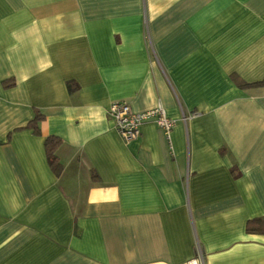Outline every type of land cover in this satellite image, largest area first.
Listing matches in <instances>:
<instances>
[{
    "label": "crops",
    "instance_id": "0c3cea01",
    "mask_svg": "<svg viewBox=\"0 0 264 264\" xmlns=\"http://www.w3.org/2000/svg\"><path fill=\"white\" fill-rule=\"evenodd\" d=\"M116 100L168 137L125 142ZM253 218L264 0H0V264H264Z\"/></svg>",
    "mask_w": 264,
    "mask_h": 264
},
{
    "label": "built area",
    "instance_id": "2783aa9c",
    "mask_svg": "<svg viewBox=\"0 0 264 264\" xmlns=\"http://www.w3.org/2000/svg\"><path fill=\"white\" fill-rule=\"evenodd\" d=\"M107 114L113 119L116 131L125 142L131 141L138 136L140 125L145 121H154L167 137L174 123V121L165 115L164 110L160 106L136 112L124 100L111 102L107 108ZM193 114L191 115L193 116ZM199 263L202 264L203 262L200 261ZM193 264L198 263L193 261Z\"/></svg>",
    "mask_w": 264,
    "mask_h": 264
},
{
    "label": "trees",
    "instance_id": "16d2710c",
    "mask_svg": "<svg viewBox=\"0 0 264 264\" xmlns=\"http://www.w3.org/2000/svg\"><path fill=\"white\" fill-rule=\"evenodd\" d=\"M12 80L3 81V85L11 86ZM69 90H73L74 87L71 82L67 83ZM41 119V115L36 113L35 116L26 124V127L32 128L34 132H38L37 123ZM61 139L56 135H48L44 139V148L47 157L49 167L56 176H59L62 172L63 166L59 161V158L56 154L57 147L60 145ZM246 231L247 232H264V218H253L246 222Z\"/></svg>",
    "mask_w": 264,
    "mask_h": 264
}]
</instances>
